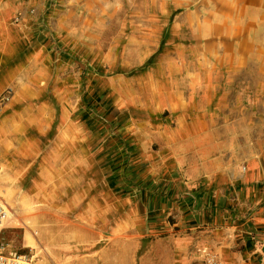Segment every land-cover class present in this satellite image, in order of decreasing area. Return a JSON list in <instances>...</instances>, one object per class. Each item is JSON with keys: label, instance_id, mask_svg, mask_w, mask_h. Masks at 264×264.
<instances>
[{"label": "crops", "instance_id": "1", "mask_svg": "<svg viewBox=\"0 0 264 264\" xmlns=\"http://www.w3.org/2000/svg\"><path fill=\"white\" fill-rule=\"evenodd\" d=\"M188 15L202 66L162 69L158 98L162 126L170 125L162 132V177L133 167L124 187L131 196H122L132 204L123 212L132 220L124 235L111 231L99 246L100 239L88 241L86 149L51 147L36 102L0 107V190L15 210L4 224L19 231L30 264H193L204 237H219L224 264H264V114L217 116L212 93L220 77H239L246 92L241 77L253 76L264 108V0H198ZM7 57L0 46V95L24 82L19 60ZM182 76L191 78L190 99ZM247 123L254 133L241 127ZM109 186L118 200L119 188ZM88 243L95 246L90 253Z\"/></svg>", "mask_w": 264, "mask_h": 264}, {"label": "rangeland", "instance_id": "2", "mask_svg": "<svg viewBox=\"0 0 264 264\" xmlns=\"http://www.w3.org/2000/svg\"><path fill=\"white\" fill-rule=\"evenodd\" d=\"M197 1L0 0V46L7 58L12 56L8 60H19L24 79L18 86L6 87L0 107L36 102L44 110V133L54 138L51 147L67 142L71 149H86L84 212L88 233H92L88 241L100 239L97 246L106 242L111 231L124 235L132 221L123 213L132 204L122 196L123 192L131 196L124 187L133 182V167L148 177H162V139L167 136L162 132L170 126H162L158 98L162 69L169 73L202 66L194 59L199 51L191 43L194 35L185 20ZM177 78L190 99L191 78ZM245 78L246 92L240 91L239 77L230 82L219 78L212 92L218 105L215 115L237 119L254 116L256 110L264 114L261 102H256L255 77H241L240 84L244 85ZM242 104H246L243 109ZM111 106L113 111L105 112ZM231 126L237 129L240 124ZM241 127L254 133L248 123ZM111 184L120 190L118 200L112 198ZM4 225L0 242L26 255L30 264L32 252L21 246L19 231ZM218 238L215 242L212 237L203 238L193 264L205 251L223 261L216 247L221 243ZM94 247L88 243L86 251Z\"/></svg>", "mask_w": 264, "mask_h": 264}, {"label": "built area", "instance_id": "3", "mask_svg": "<svg viewBox=\"0 0 264 264\" xmlns=\"http://www.w3.org/2000/svg\"><path fill=\"white\" fill-rule=\"evenodd\" d=\"M5 97V96H4ZM3 99V98H2ZM11 213V207L0 192V230ZM26 255L12 249L8 243L0 242V264H21ZM196 264H223L219 256L212 251H205L203 257Z\"/></svg>", "mask_w": 264, "mask_h": 264}, {"label": "bare ground", "instance_id": "4", "mask_svg": "<svg viewBox=\"0 0 264 264\" xmlns=\"http://www.w3.org/2000/svg\"><path fill=\"white\" fill-rule=\"evenodd\" d=\"M21 263H23V264H28L26 261H25V262H21Z\"/></svg>", "mask_w": 264, "mask_h": 264}]
</instances>
